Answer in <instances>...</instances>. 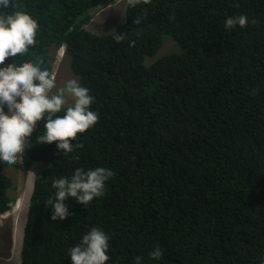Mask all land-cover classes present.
Here are the masks:
<instances>
[{
	"label": "trees",
	"instance_id": "1",
	"mask_svg": "<svg viewBox=\"0 0 264 264\" xmlns=\"http://www.w3.org/2000/svg\"><path fill=\"white\" fill-rule=\"evenodd\" d=\"M109 1L0 7L38 24L35 45L5 64L41 60L53 74L51 49L63 48L99 117L71 141L82 147L66 155L57 142L40 144L45 130L37 123L24 168L48 166L32 182L17 264H72L69 250L93 227L109 237L106 264L136 257L141 264H264V0L126 3L121 25L90 33V13ZM239 15L247 26L226 29V19ZM169 40L175 50L164 53ZM161 48L165 55L155 59ZM4 167L0 215L16 202ZM97 167L114 173L103 195L86 206L69 197L71 214L53 221L45 206L55 202L52 180ZM1 222L11 229L10 218ZM157 246L163 255L154 260Z\"/></svg>",
	"mask_w": 264,
	"mask_h": 264
},
{
	"label": "clouds",
	"instance_id": "2",
	"mask_svg": "<svg viewBox=\"0 0 264 264\" xmlns=\"http://www.w3.org/2000/svg\"><path fill=\"white\" fill-rule=\"evenodd\" d=\"M142 2L147 4L150 0H126L130 7H136ZM9 4L10 0H0V7L7 9ZM134 23L139 24L140 18ZM248 23L247 16L239 15L228 17L224 26L226 29L235 28L237 25L244 28ZM37 29V22L26 12L16 11L13 14L0 12V65H4L0 67V161L9 165L16 164L18 160L25 163L23 153L38 122L43 121L45 130L38 138L40 144L57 142V148L66 155L82 147L80 144L73 146L71 141L76 140L78 133L85 132L99 119L97 113L90 109L93 102L90 90L77 80H68L64 87L53 94L52 90L56 87L55 77L41 66V60L20 65L14 62L5 64L7 58L23 55L30 46L35 45ZM115 39L119 43L125 37L121 33L116 35ZM134 45V41L130 42V46ZM59 51L64 53L63 48L56 52ZM67 97H71L73 103L66 107L63 116L57 115L68 104ZM26 171L25 169L24 172ZM113 176L114 173L104 167L87 171L77 168L70 178L60 177L52 180L55 202L52 198L45 205L52 206L51 219L62 221L71 214L65 204L69 197L86 206L95 197L103 195L105 182ZM32 182L33 180L31 187ZM15 199L12 210L0 215V222L12 216H20L9 233H18V247H21L22 237L19 234L22 236L23 233L28 199L23 201V204L21 202L17 204L19 198ZM20 221L23 222L22 226L18 225ZM20 247L15 250L16 254ZM108 249L109 237L99 228L93 227L82 237L79 244L69 250V256L72 264H106L110 259L106 254ZM162 255L159 246L149 253L150 258L154 260L161 259ZM141 261L142 257L135 258V264H141Z\"/></svg>",
	"mask_w": 264,
	"mask_h": 264
},
{
	"label": "rangeland",
	"instance_id": "3",
	"mask_svg": "<svg viewBox=\"0 0 264 264\" xmlns=\"http://www.w3.org/2000/svg\"><path fill=\"white\" fill-rule=\"evenodd\" d=\"M125 5H126V0H121V1L112 0V2L109 1L107 2V4L105 3L104 5H101L100 9L90 13V23L87 26H85V29L89 31L90 33H93L96 35L111 33L117 26L121 25L124 21ZM168 39L170 38H165L164 40H168ZM173 49H174L173 42L171 40L166 41L163 52L168 53L172 51ZM164 53H162V48H161V50L157 52L155 59L165 55ZM51 56L54 58L52 69H53V75L55 77V84H56V87L52 90V93L55 94L61 87L65 86L68 80L75 79L78 81V78L75 75H73L70 69L69 58L66 55H64V58L62 57L58 61L57 52L54 49H51ZM146 60H145V63H146ZM67 100H68V104L66 106H69L73 103V100L71 97H67ZM0 162L5 165L3 169V173L11 179L12 186L15 188V189H10L8 191V195L12 198L14 197L20 198L22 196L21 198L22 201L25 202L26 199H28V204H29L33 186L27 187V190L28 191L30 190L29 193L27 191L25 193L26 184L24 183L20 189H16V186L17 185L20 186V183L16 182L15 173L17 174V177L21 179L22 174L19 173V171L21 169L25 170L24 161L22 162L19 161L20 163L19 165H18V162L12 165H9L8 163L3 162V161H0ZM47 166H48V163H43V162L30 163V167L27 173L31 172V176L27 180H34V178L36 179L37 177H39L43 169H45ZM8 168H11V169H8ZM20 191L22 192L19 193ZM9 218L11 220V223H12L11 227L13 229L15 222L20 218V216H12ZM22 224L23 222L20 221L18 225L22 226ZM2 225L3 223L1 222L0 226ZM9 231L4 230L2 227H0V264L19 263V256L18 254H16L17 252L15 253V250L20 247V246L18 247V233L17 232L9 233ZM12 234L14 236H12ZM19 236L22 237L21 234H19ZM15 239L17 240L15 241Z\"/></svg>",
	"mask_w": 264,
	"mask_h": 264
},
{
	"label": "crops",
	"instance_id": "4",
	"mask_svg": "<svg viewBox=\"0 0 264 264\" xmlns=\"http://www.w3.org/2000/svg\"><path fill=\"white\" fill-rule=\"evenodd\" d=\"M58 61H59V59H58ZM18 162V165H19V160L17 161ZM1 163V162H0ZM8 169H11V168H8ZM22 170V169H21ZM20 170V171H21ZM7 171V170H6ZM19 171V173H21L22 174V177H21V179H19L18 177H17V174L15 173V176H16V182L17 183H20V186L19 185H17L16 186V189H20L21 187H22V185H23V183L24 184H26L25 185V189L27 188V187H31V180H27L30 176H31V172H29V173H25L24 172V170H22L21 172ZM22 191H20L19 193H21ZM18 194V193H17ZM20 196V195H19Z\"/></svg>",
	"mask_w": 264,
	"mask_h": 264
},
{
	"label": "bare ground",
	"instance_id": "5",
	"mask_svg": "<svg viewBox=\"0 0 264 264\" xmlns=\"http://www.w3.org/2000/svg\"><path fill=\"white\" fill-rule=\"evenodd\" d=\"M63 55H64L63 51H59V52L57 53V56H58L59 59H61V58L63 57ZM26 191L28 192L27 188H26V190H25V193H26ZM21 198H22V196L19 198L17 204H20V202H21V204H23V201L21 200ZM17 208H18V205H17ZM15 241H16V239H15Z\"/></svg>",
	"mask_w": 264,
	"mask_h": 264
},
{
	"label": "flooded vegetation",
	"instance_id": "6",
	"mask_svg": "<svg viewBox=\"0 0 264 264\" xmlns=\"http://www.w3.org/2000/svg\"><path fill=\"white\" fill-rule=\"evenodd\" d=\"M28 171V170H27ZM27 171H26V173H27Z\"/></svg>",
	"mask_w": 264,
	"mask_h": 264
}]
</instances>
